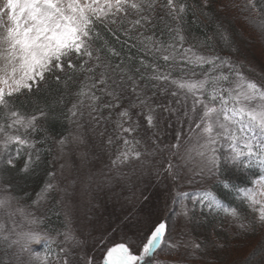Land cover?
I'll list each match as a JSON object with an SVG mask.
<instances>
[{
  "label": "snow or ice",
  "instance_id": "obj_1",
  "mask_svg": "<svg viewBox=\"0 0 264 264\" xmlns=\"http://www.w3.org/2000/svg\"><path fill=\"white\" fill-rule=\"evenodd\" d=\"M212 4L213 0H0V251L4 257L0 264H79L70 259L72 250L81 247L71 208L63 199L57 200V205L65 207L63 231L57 229L53 235L41 229L45 218L29 210L31 205H21L11 191L9 172L22 153L26 158L19 172L28 173L38 166L41 153L36 145L47 143V138L35 139L45 131L39 121L55 116V106L63 105L69 83L80 76L83 79L72 93L76 99L60 113L76 126L77 133L69 134L71 143H85V116L92 131L101 124H113L105 142L109 149L116 146L115 155L110 152L113 175L101 183L119 182L134 200L136 185L125 168L140 177L155 175L159 179L167 173L174 185L170 198L178 218L173 223L158 211L132 213L129 219L136 217L132 225L136 238L125 234L110 240L98 264H165L157 257L173 255L176 258L167 264H191L209 246L226 247V241H185L177 231L179 218L191 222L197 208L207 209L209 214L223 211L237 232L264 228V183L258 190L237 189L253 213L258 212L248 223L210 188L199 186L211 179L223 183L225 189L230 187L221 175L220 149L225 145L229 151L223 154L224 161L237 168L255 165L264 172V64L257 71L240 47L247 37L234 27L238 22L264 42V0H241L240 4L229 0L215 10ZM227 9H235L238 15H216ZM189 15L192 25L200 24L199 16L213 24L212 35L196 36L189 27ZM158 21L163 27H158ZM101 28L114 36L122 34L125 44L133 41L131 48L142 55L114 63L121 52L107 42ZM190 38L195 42L189 43ZM50 77L64 92L41 106L38 94ZM173 119L176 142L165 144L163 126L172 128ZM99 134L103 136L105 131ZM69 143L68 136L57 141L61 153ZM182 148L183 158L192 159L195 153L202 162L197 173L201 179L191 194L180 185L185 180L192 184L194 178L182 176L171 162ZM165 152L168 165L162 169L163 160L153 163L152 158L163 157ZM79 155L87 162V152ZM48 177L33 205L55 191L64 192L67 198V189H58L51 182L54 171ZM60 236L62 240L57 238ZM35 245H42V251ZM84 264L97 261L89 257Z\"/></svg>",
  "mask_w": 264,
  "mask_h": 264
},
{
  "label": "rangeland",
  "instance_id": "obj_2",
  "mask_svg": "<svg viewBox=\"0 0 264 264\" xmlns=\"http://www.w3.org/2000/svg\"><path fill=\"white\" fill-rule=\"evenodd\" d=\"M234 2L236 4L241 3V1L239 0H234ZM221 3L227 4L229 3V0H221L220 3H218V5L216 6L219 7ZM217 15L219 17L226 16L231 18L233 16L238 15V13L235 9H227L224 12H217ZM234 27L237 31L242 29L245 37H247L246 42H241L240 47L242 51H244L254 61L256 69L257 71H259L260 65L264 64V42L257 38L256 32L252 29L245 27L238 22L234 25ZM113 119H115V115H113ZM83 123L85 130V133L83 134L85 139L84 144L77 145L75 143H71L72 137L70 135L68 136L70 143L67 145L63 153L60 152V148L58 144H56L57 160H55L56 164L54 184L57 185L58 189H67V198L65 197L64 192L62 191H55L56 194L53 192V195L56 196V201L63 199L65 201V205H68L71 208L72 225L75 229L77 236L81 240V247L72 250L73 257H70V259H75L76 261H79V264H84V261H86L89 257H92L97 261L98 264L102 251L105 249L104 245L106 243H110V240H119L125 234H127L129 238H136V229L132 226L133 221L136 219V217L132 216V218L129 219L132 213L139 212L143 214L149 211H158L160 213H166L167 216L171 219V221L173 223H176L178 218L174 213L177 208L171 202L170 197L172 193L165 194L164 192L162 193V191L164 190L159 189V191L157 192L160 196L159 206L156 210H150L152 209L151 207L153 206V204L156 203L153 201V196L149 194L140 197L141 192H139V190L141 189L140 187L143 185L140 182L142 177H140L138 173L135 176H132L131 171L128 168H125L124 171L129 173L130 178L136 185L137 195L134 200H130L129 192L126 189H122L121 185H119V182H114L111 185L103 184V189L100 188V186H102L101 181L106 176H109L110 174L113 175V173L107 172V169H109L110 166V152L111 155L114 156L116 152V146L113 145L111 149H109L108 145L105 142L108 139V134L111 133L114 125L109 123L108 126L105 124L102 126L101 124L97 126L95 131H92V124L89 123V120ZM184 125L187 127L186 123ZM184 125L183 127L185 129ZM176 127L177 125L175 124V121L173 119V127L170 128L172 137L168 138L170 139L169 141L173 139L174 142H176ZM71 128V134H76L77 129L75 124H73ZM165 129L166 131H164V133L169 131L167 125ZM101 131H105V135L101 136L99 134ZM185 132H187V128ZM162 140L163 143L166 142L165 137L163 136ZM227 151H229L227 145L220 149V152L222 154L221 166L226 165L233 171H237L238 174L241 173L239 170H236L234 168L235 165L223 160V154ZM82 152H87V162L81 161L79 154ZM183 157L184 150L182 148L180 154L171 157V160L173 161L172 164L175 165L178 169H180L182 176L186 178H194V183L188 184L185 180L181 183L180 186L186 190H194L197 188V185L201 179L199 175H197V173L200 170L202 162L200 158L195 155V153H193L192 159H185ZM152 159L153 163L160 160L159 155ZM166 161L167 166L168 160ZM61 165H64L63 170H61ZM262 174V177L255 180L252 186L250 187L257 190L260 188V185L264 183V172ZM89 177L92 178L91 181L89 180ZM164 180V183H166L167 181H171L168 178V174H166V178L164 177ZM155 182H157V180ZM159 183H161L160 180ZM216 183H213V181L209 179L206 183L200 184L199 186L209 188ZM98 184L100 185L99 187L97 186ZM153 195L155 196L154 193ZM145 197L148 198L146 202ZM239 198L244 201V206L247 207L248 216H258V212L253 213L252 209L248 205V202L244 200L241 193H239ZM46 201L47 200H41L38 205H35V208H41L42 205H46ZM113 204H116L117 206L115 207ZM140 204L142 205L140 206ZM106 205H108V209H110L112 213L113 211H117L119 213V210L123 208L125 211L127 209L126 213H128V211L130 210V213L126 214V217L120 216L119 213L116 215L117 220L112 221L108 218H105L104 216L106 212L104 207ZM149 205L151 206L150 208H148ZM165 205H167V208L165 207ZM57 206L63 212L62 216L64 217V205ZM138 207L140 208V210L137 211L136 209ZM29 210L35 212V214L37 215L36 210H33L31 208ZM199 211L201 210L197 208L195 210V214L198 215V213H200ZM195 214L193 215V218L189 223H186L183 218H179L177 231L182 232L184 240L188 241L194 238L196 242L202 244L205 241H219V238L215 231L212 235L209 234L208 238L202 236L201 234H198V231L195 226ZM141 218L143 217L141 216ZM96 219H98L100 226H97L98 222H96ZM118 221H121V223L123 224L121 228L119 226L121 224H119ZM248 221L249 220L245 221V223H248ZM108 225L114 227L112 231H110V234L105 233L107 232L106 228ZM116 227L119 228L116 229ZM225 228L229 230V235L231 237V240L228 239L226 241L227 246L223 249L218 247L213 248L209 246L207 249V253H198L197 258L193 260L191 264H207V262H210L213 259L219 261V264H232V262H235V264H264V228L257 226L259 231L258 233H256L255 239H250V241L245 244H241L240 241H243V239L236 238L237 235L233 234L234 232H236V225L232 222L230 218L227 220ZM62 239L63 237H60V240ZM40 246L41 245H35L34 247L37 251H41L38 250ZM180 251L183 252L184 249H181ZM81 256H83V260L80 259ZM201 256H203L204 258L201 259ZM157 258L164 260L165 264H167L169 259H175L176 257L175 255H173L172 257L160 256Z\"/></svg>",
  "mask_w": 264,
  "mask_h": 264
},
{
  "label": "trees",
  "instance_id": "obj_3",
  "mask_svg": "<svg viewBox=\"0 0 264 264\" xmlns=\"http://www.w3.org/2000/svg\"><path fill=\"white\" fill-rule=\"evenodd\" d=\"M220 1L221 0H213V4H212L213 10L216 9L217 7L216 5H218ZM192 19L193 18L191 15L187 17V20L189 22V27L191 28V31L196 34V36L203 38L205 33L207 35H212L214 31L213 24H210L203 16H199L200 24L192 25L191 24ZM158 27H163V22L158 21ZM101 32L103 33L107 42L112 47H114L117 51L121 52L120 57H115L113 59L114 63H119L120 59L126 60L127 57L130 55L131 56L142 55V53L138 54L135 48H131V44L133 43V41L129 40L126 44L124 43V40L126 39V37H124L122 34L118 33L117 36H119V38H117V36L112 35L110 32H108L107 30L103 28H101ZM157 34H159L158 31H157ZM166 38L167 37L165 36V39ZM194 42L195 41H193L191 38L189 39V43H194ZM199 50L204 51V49H199ZM223 54H226V53H223ZM81 79H83L82 76L77 77L74 83L73 82L69 83L68 88H67L68 94L64 96L63 105L57 104L55 106V109H54L55 116L50 115L47 120L41 119L39 121V124L42 126V128L45 129V131H42L39 134H37L35 136V139L39 141L42 138H47V143H44V144L38 143L36 145V147L40 149V153H41V160L38 166L30 170L28 173L19 172V169L23 167L24 160L26 158L25 155L22 153L21 157L16 161V168L10 169V172H9V176H10L11 184H12L11 191L20 199V203L22 205L24 206L31 205L32 206L31 209L36 210V213L38 216L45 218L44 223L40 225V227L43 230L51 231L53 235H55V230L57 229L63 231V222H64V217L62 216L63 212L56 205V196L53 195L54 193L56 194V192L54 193L51 192L49 194V199H47L46 205L44 206L42 205L41 208L40 207L35 208V205H33V201L37 200V194L41 192L42 188L45 185V182L49 180L48 172L54 171L55 173V164H56L55 160H57L56 158L57 157V146H56L57 141L63 136H69V134L72 132L71 127L73 124H70L67 119L63 118L60 115V113L62 111H66V109L70 107L72 102L76 99V97L73 96L72 93L77 91V87ZM62 92H64L63 86L58 85L55 82L54 78L50 77L49 84L42 87L41 92L38 94L41 100V106L43 105L44 102L51 103L52 101L58 99V97L60 96ZM124 104L126 105L127 101H125ZM31 107L32 105L29 104L28 108L31 109ZM116 111H119V110L117 109ZM105 115H107V110H105ZM87 120H88V117L85 116L83 122ZM103 125L104 124H102V126ZM165 128H166V124L163 126V129ZM186 128L187 127L185 126V130ZM83 130L82 132L84 134L85 130L84 131ZM163 137H165V141H166L165 144L175 143L173 139H171V141H169L170 139H168L172 137L170 128H169V131L163 133ZM48 149H51V151H49ZM159 159L163 160V163L160 165V167L162 169L166 168L167 167L166 160H168V153L165 152L163 154V157L159 156ZM234 168L236 170H239L241 173L238 174L237 171H233L231 168H228L226 165L221 166V175L223 179L230 184V187L228 189H225L223 187V183H220V182L214 184L213 186L209 188L217 195V198L220 199L221 202L225 206L235 207L238 210L239 214L245 218V221L251 220L252 216H248L247 207L244 206L245 204L244 201L242 202V200L239 198V193L237 189H244V188H248L252 186L253 182L260 177V175L262 174V171L258 166H255V165L250 168H243L242 166L240 168H237L236 166H234ZM107 172H110L109 169H107ZM166 174L167 173H164V175L161 176L160 179H157L155 175H145L140 180L141 184H143L140 187L141 189L140 190L138 189L139 192L142 193V195L140 193V197L143 195L150 194L151 196H153V201L156 202L155 204H153L152 207L150 205L148 206V208L150 207L152 208L150 210H156L157 207L159 206L160 196L157 193L159 189L164 190L162 191V193L164 192L165 194H171L174 189V185L172 184L171 181H167L166 183H164L165 182L164 177L166 178ZM156 180L157 182H155ZM159 180L161 181V183H159ZM54 181L55 179L52 180L51 182L55 183ZM161 184H162V187H161ZM103 187L104 186L102 184L100 188L103 189ZM187 190L190 192V194L193 191L191 189H187ZM153 193L155 194V196L153 195ZM113 205L115 207L117 206L116 204H113ZM141 205L142 204H140V206ZM104 208L106 210L105 215H104L105 218H108L112 221L117 220L116 215L119 213H120V216L122 217L130 213L129 212L130 210L128 211V213H126L127 209L125 211L124 208L119 210V213L117 211H113L112 213L111 210L108 209V205H106ZM136 210L138 211L140 210V208L138 207ZM199 212L200 213H198V215L195 214V217H194L196 221L195 226L198 231V234H201L202 236L208 238L209 234L212 235L213 232L215 231L219 238L218 239L219 241L221 240L227 241L228 239L231 238L229 235V230L225 228V225L229 217L223 211H220L218 214L217 213L209 214L207 209L201 210ZM96 222H98L97 226L98 225L100 226L98 219H96ZM118 223L121 224L119 225L121 228L123 224L121 223V221H118ZM113 228L114 227H111V225H108L106 228L107 232L105 233L110 234L111 233L110 231H112ZM117 228L119 227H116V229ZM258 231L259 229L256 227L255 230H249L245 233L236 231L233 234L237 235L236 238L243 239V241H240V243L245 244L248 241H250V239H255V235L256 233H258ZM60 237L62 238V236ZM60 237H57V238L60 239ZM38 250L42 251V245L39 247ZM104 251L105 249L102 251V253ZM101 257H102V254L99 258V261ZM3 258H4L3 252L0 251V259H3Z\"/></svg>",
  "mask_w": 264,
  "mask_h": 264
}]
</instances>
